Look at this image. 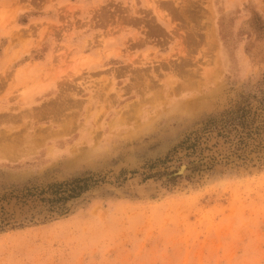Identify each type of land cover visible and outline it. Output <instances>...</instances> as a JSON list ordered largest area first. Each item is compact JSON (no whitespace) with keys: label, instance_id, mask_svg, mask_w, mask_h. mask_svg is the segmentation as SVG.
Instances as JSON below:
<instances>
[{"label":"rangeland","instance_id":"374dc122","mask_svg":"<svg viewBox=\"0 0 264 264\" xmlns=\"http://www.w3.org/2000/svg\"><path fill=\"white\" fill-rule=\"evenodd\" d=\"M0 264H264V0H0Z\"/></svg>","mask_w":264,"mask_h":264},{"label":"bare ground","instance_id":"6f19581e","mask_svg":"<svg viewBox=\"0 0 264 264\" xmlns=\"http://www.w3.org/2000/svg\"><path fill=\"white\" fill-rule=\"evenodd\" d=\"M161 2H162V0H160ZM168 9V8H167ZM182 10V9H181ZM159 20H161V19H159ZM166 21H168V20H166ZM194 37V36H193ZM174 73V72H173ZM145 77V76H144ZM31 98V97H30ZM91 98V97H90ZM143 98V97H142ZM35 99V98H34ZM23 104V103H22ZM101 105V104H100ZM23 106V105H22ZM136 134V133H135ZM121 135V134H120Z\"/></svg>","mask_w":264,"mask_h":264},{"label":"flooded vegetation","instance_id":"af4514ba","mask_svg":"<svg viewBox=\"0 0 264 264\" xmlns=\"http://www.w3.org/2000/svg\"><path fill=\"white\" fill-rule=\"evenodd\" d=\"M202 166H205V164L204 165H202ZM205 168V167H204Z\"/></svg>","mask_w":264,"mask_h":264}]
</instances>
